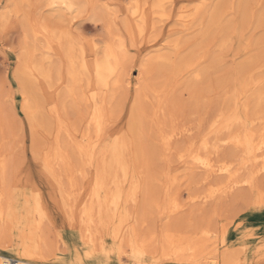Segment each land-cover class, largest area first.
I'll use <instances>...</instances> for the list:
<instances>
[{"label":"rangeland","instance_id":"374dc122","mask_svg":"<svg viewBox=\"0 0 264 264\" xmlns=\"http://www.w3.org/2000/svg\"><path fill=\"white\" fill-rule=\"evenodd\" d=\"M133 1L94 0L97 7L93 12L84 6L79 13L73 14L75 17L70 21L73 15L52 11L42 0H0V14L8 12V17L0 20V152L6 155L11 165L7 176L9 205L21 217L32 210L33 190L38 188L42 192L47 210L44 260L49 264H193L187 258L190 252L187 245L197 238L201 227L212 230L207 241L208 249L217 247L220 253L224 249L230 250L242 264H264V176L257 177L251 187H241L219 202L189 205L186 203L188 193L201 190L203 184L190 185L186 164L176 157L175 152L172 153L173 150H166L162 138L170 132L190 128L189 133L175 136L172 146L189 143L197 146L212 117L220 113L224 115L222 121L225 126L229 125L226 126L229 130L251 129L255 115L258 122L264 123V101L260 100L256 105L253 100L256 90L264 96V0H158L159 6L155 10L149 9L148 24L140 42L135 41L133 47L125 38L129 75L125 76L115 98L105 108L102 132L94 142L97 145L93 146L91 158L84 162L78 159L83 169L74 176L75 184L78 181L76 186L68 187L65 177L44 166L45 157L51 153L56 140L58 118L65 120L70 128L72 125L77 127V135L82 133L83 114L94 106L92 96L95 93L94 88L86 87L83 81L79 91L83 92L88 103L77 98L73 105V100L64 93L61 95L62 92L56 106L46 99L40 100L43 102L41 118L38 123L30 125L21 109L24 98L16 76L20 62H41L51 70L55 85L63 89L56 81L58 60L52 56L49 62L39 43L34 42L29 33L30 19L52 17L56 24L63 23L74 34L90 36L101 50L104 39L111 38L109 34L122 28L124 11L133 7ZM153 1L156 0L134 2L150 7ZM105 3L109 5V11L104 8ZM197 5L200 7L197 19L182 22L181 15H193ZM211 6L222 14L217 23L222 25L216 24L223 27L222 31L212 26L211 33L207 28L208 12L215 10ZM162 13H166L167 18L164 19ZM112 26L115 29H111ZM174 46L177 47L175 50ZM194 61L197 63L193 67L186 66L187 62ZM162 63L164 65H160ZM200 68V77L191 81L193 70L201 71ZM245 83L248 87L241 91ZM137 86L141 95L136 101ZM104 96L105 93L98 94V104ZM134 103L138 109L130 117ZM246 106L250 110L246 111ZM132 119L136 120L138 127L136 134L129 130ZM116 140L128 146L131 180L147 186L148 203L139 193L133 200L122 199L120 211L114 217L104 208L98 214L99 230L93 246L83 237L72 214L84 203L91 190L96 191L102 203L104 192L96 187V177L99 176L97 159ZM231 153H234L233 149L223 147L219 149L218 157L232 159ZM200 174L203 173L196 171L194 176L200 178L203 176ZM173 175H176L177 183H173ZM4 188L0 184V206L8 202L3 195ZM175 193L179 202L186 205L182 212L171 216L167 210L168 199ZM21 227L19 222L8 225L3 240L18 247ZM117 227L125 232L121 246L113 236ZM143 238H150L152 244H144L141 242ZM10 247H0V250L11 251ZM181 247L186 248V253L183 259H178L177 252Z\"/></svg>","mask_w":264,"mask_h":264},{"label":"bare ground","instance_id":"6f19581e","mask_svg":"<svg viewBox=\"0 0 264 264\" xmlns=\"http://www.w3.org/2000/svg\"><path fill=\"white\" fill-rule=\"evenodd\" d=\"M21 1L30 2V0ZM42 1L45 6L50 8V10L62 11L70 15L79 13L84 6L90 7L92 12L97 7L95 3H93L94 0H88L86 2H81L80 0ZM134 1L133 3L135 4L133 7L124 11L125 14L122 28L120 30L117 28V30L112 26L111 29H115L116 32L114 31L115 33L109 34L110 36L112 35V37L106 41L104 39V42L101 45V50L99 44L90 36H87L84 33L76 35L72 32V29L64 26L63 23L62 25L56 24L51 19L52 17L46 18L41 15L42 17H35L29 21V33L34 42L39 43L40 50L46 55L45 58L50 62L52 56H56L58 60V65H55L56 81H58L57 83L60 82V85L63 87V89L60 90L59 86L55 85L51 70L45 68L41 62H35L32 60L20 62L16 76L19 77L18 83L24 98V101L21 104V109L26 115L30 125L33 126L35 123H38L39 117L42 114L43 102L41 103L40 100L46 99L56 106L62 92L61 95L64 93L66 97L73 100V105H75L77 98L83 99L86 102L88 101V99L83 96V92L79 91V87H82L80 86L81 82L85 81L84 84H86V87L94 88L95 94L92 96L94 106L89 110H86L83 114V132L77 135V127H73L72 125L71 129L65 120L58 118V129L57 134L55 135L56 140L51 153L46 156L44 160L45 168L49 171L57 170L61 176L65 177L68 187L74 188L78 183L77 181L75 184L73 181L74 176L76 173L82 171V162H84L85 159H90L93 154V146L97 145L94 142L102 132L105 108L107 105H110L111 101H113L112 99L115 98L116 90L122 86L125 81V76L127 77V75H129L126 68V61L129 60V54L125 38L130 40L132 46L135 44V41L140 42V38L143 36L145 27L148 24L149 9L155 10L160 2L158 0L153 1L150 7H148L145 3ZM106 3L104 8L106 7V10H108L109 5ZM108 3L111 4V2ZM218 6L220 7L219 4ZM211 7L213 8V6ZM194 8L195 13L193 15H181L182 22H193L197 19L200 7L197 5ZM216 8L218 9L217 6ZM98 10L100 11V9ZM215 10H209L210 12H208L210 15H208L209 22L207 23V28L210 29V31L212 28L214 29L215 26L219 27L222 25L220 22V24H217L220 17L222 18V14H219L220 11L217 13V10ZM107 12L106 14L109 15V12ZM74 15L70 18V21L74 19ZM7 17L8 12H1L0 20H5ZM162 17L164 19L167 18L166 13H162ZM108 26H110V24H108ZM226 27L228 26L226 25ZM107 29L108 31L110 30L108 27ZM219 29L221 30L223 27H219ZM108 31L107 33H109ZM221 31H219V33H221ZM201 32H203V30ZM206 32H204L205 37L207 35L205 34ZM171 44H173V41ZM178 44L180 45V43ZM179 45L177 46L179 47ZM176 48L177 47H175L174 50ZM158 57L161 58L160 52ZM152 61L155 62V60ZM196 63V61L191 64L187 62L186 66L193 67ZM160 65L164 64L162 63ZM184 66L185 65H183V67ZM184 69L186 68H183L182 70ZM197 70H193V76H190L191 81H194L193 79H196L198 76L200 77L199 74H201L202 70L201 68V71ZM126 80H129V77ZM189 81L187 80L186 82L190 83ZM248 83H245L244 85L242 84L243 86L241 85V91L246 90ZM84 89L86 88L84 87ZM100 93H105V96L101 98V102L98 104L97 98ZM39 95L42 97H39ZM140 95L141 89L137 86L136 101L139 100ZM86 96H88V94H86ZM253 100L256 105H258L260 100L264 101V96L260 90H256ZM162 104L164 105V102ZM137 109L138 106L134 103L131 107L130 117H133V114ZM248 109L249 108L246 106L245 110L248 111ZM250 117L252 116L250 115ZM223 118L224 115L221 113L212 117L200 138L199 145L197 146L194 145V143H189L186 146H172V139L179 134L189 133L191 131L190 128H184V131L177 133L170 132L162 137L164 139L166 150L169 152L173 150L172 153L175 152L176 157L186 164V177L191 182L190 185L194 186L198 183L203 184L201 190L190 192V194L188 193L186 203L189 205L202 206L212 201L219 202V200L233 195L234 192L241 187H251L252 182L256 180L257 177L264 176V123L258 122V116L255 115L251 120V129L229 130V128L226 127L229 125L225 126V123L222 121ZM135 121L132 119L129 127L130 132L133 134H136V132L138 133V127L135 124ZM223 147L233 149L234 153H231L232 159L218 157L219 149H222ZM128 152V146L117 140L113 142L108 150H104L101 157H98L97 159L99 176L96 177V187L104 192L103 200L101 201L102 203L100 204L96 191L91 190L84 203L74 214H72V218H74L75 221L77 220L79 224L83 237L87 242L93 244V246L96 238L95 236L99 230L98 214L104 208H106L108 212L110 211L111 215L114 217L120 211H118V209L119 203L122 199H125L126 201L133 200L139 196V193L142 194L141 199L148 203L147 186L145 184L139 185L131 180V164L128 158ZM78 159L82 162L78 161ZM10 167L11 165L6 155L3 152H0V184L5 187L3 195H5L8 201L6 205L4 204V206H0V247L11 246L3 240L8 225L13 224L14 222H19L22 227L20 229L19 246H11V251L0 250V264H49L44 260L46 257V232L44 230V223L47 218V210L42 201V192L38 188L33 190L31 198L32 210L26 212L23 216L18 217L10 207L8 200L10 196L7 176ZM196 171H201L203 176L200 174L202 177L196 178L194 176ZM172 181L173 183H177L176 175H173ZM192 186L190 187L192 188ZM124 188L126 189V192H124ZM186 203L179 202L175 193L168 199V213L171 216L179 214V212H182L181 210H183ZM210 233H212V230L210 229L205 227L198 228L197 238L188 243L187 247L190 249V252H188L189 254L187 258L190 261H193V264H242L241 260L235 258V255L233 256V253L230 250L224 249L220 253L218 252L219 250L217 247H211L208 249L207 241ZM124 234L125 232H123V230H119L118 227L115 228L113 236L120 246L124 240ZM141 242L144 244L151 243L152 240L150 238H143ZM185 249V247L179 248L177 252L178 259H183L186 253ZM12 254L14 256H12Z\"/></svg>","mask_w":264,"mask_h":264}]
</instances>
